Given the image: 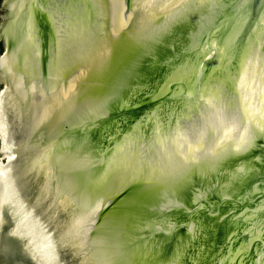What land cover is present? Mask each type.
Here are the masks:
<instances>
[{
  "label": "water",
  "instance_id": "water-1",
  "mask_svg": "<svg viewBox=\"0 0 264 264\" xmlns=\"http://www.w3.org/2000/svg\"><path fill=\"white\" fill-rule=\"evenodd\" d=\"M3 9L0 264H264V0Z\"/></svg>",
  "mask_w": 264,
  "mask_h": 264
},
{
  "label": "flooded vegetation",
  "instance_id": "flooded-vegetation-1",
  "mask_svg": "<svg viewBox=\"0 0 264 264\" xmlns=\"http://www.w3.org/2000/svg\"><path fill=\"white\" fill-rule=\"evenodd\" d=\"M5 2V0H2L1 2H0V24H1V22H2V16L4 15V13H5V10L3 9V3ZM0 50H1V52H0V56L3 54V52H4V42H3V40L1 39L0 40ZM3 83V82H2ZM1 84V83H0ZM5 216H6V226H5V231H8V229L10 228V226H11V224H12V218H11V216H10V214H8V212H6L5 211ZM31 217H33V216H31ZM38 217V216H37ZM37 217H35V218H31L32 220H34V222H35V224L37 223V220H39ZM9 239H11V238H9ZM8 241H11V240H8ZM11 244H16V242H10ZM14 246V245H13ZM12 246V247H13ZM204 247V245L201 247V248H199L201 251L203 250L202 248ZM192 248H194V250H192ZM190 250H186V251H195V253L199 250L197 247H192ZM205 248V247H204ZM15 249V248H14ZM13 249V253H14V259H12L11 260V262H15L16 264L17 263H19V264H28V261H27V259L25 258V257H21V255H20V253H19V250L18 249H15L14 250ZM187 254H189V256H191V254L190 253H187ZM189 256L187 257V258H189ZM192 256L193 257H195L196 258V256L194 255V252L192 253ZM190 262V261H189ZM11 264V263H10ZM58 264H65V263H63V262H60L59 261V263Z\"/></svg>",
  "mask_w": 264,
  "mask_h": 264
},
{
  "label": "bare ground",
  "instance_id": "bare-ground-1",
  "mask_svg": "<svg viewBox=\"0 0 264 264\" xmlns=\"http://www.w3.org/2000/svg\"><path fill=\"white\" fill-rule=\"evenodd\" d=\"M0 69L2 70L3 76H5L6 58L0 60ZM3 97L4 94H2V97L0 98V132H1V124H2Z\"/></svg>",
  "mask_w": 264,
  "mask_h": 264
},
{
  "label": "rangeland",
  "instance_id": "rangeland-1",
  "mask_svg": "<svg viewBox=\"0 0 264 264\" xmlns=\"http://www.w3.org/2000/svg\"><path fill=\"white\" fill-rule=\"evenodd\" d=\"M1 84H0V93H1V91L4 89V84L2 83V82H0ZM0 138H1V132H0Z\"/></svg>",
  "mask_w": 264,
  "mask_h": 264
},
{
  "label": "trees",
  "instance_id": "trees-1",
  "mask_svg": "<svg viewBox=\"0 0 264 264\" xmlns=\"http://www.w3.org/2000/svg\"><path fill=\"white\" fill-rule=\"evenodd\" d=\"M2 0H0V2H1ZM0 52H1V50H0Z\"/></svg>",
  "mask_w": 264,
  "mask_h": 264
}]
</instances>
